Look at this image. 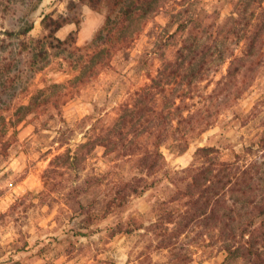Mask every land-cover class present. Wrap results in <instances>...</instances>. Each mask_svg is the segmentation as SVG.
Wrapping results in <instances>:
<instances>
[{"label": "rangeland", "instance_id": "1", "mask_svg": "<svg viewBox=\"0 0 264 264\" xmlns=\"http://www.w3.org/2000/svg\"><path fill=\"white\" fill-rule=\"evenodd\" d=\"M47 12L68 19L56 32L58 38L76 31V44L82 46L104 19L103 12L79 0H0V38L6 28L18 31L27 25L31 28L26 36H43L47 31L41 18ZM233 13L243 19L234 22ZM257 16L256 22L264 21V0H165L156 13L136 25L130 47L115 53L109 66L75 87L73 96L59 107L39 106L28 114L17 125V138L7 153L0 154V264H236L218 230L182 217L189 190L184 186L196 166L208 163L196 152L198 146H215L210 154L223 160L258 159L264 166V146L259 145L264 135V59L253 71V83L229 105L222 95L217 101L205 98L227 72L230 58L223 56L231 49L240 53L246 24ZM181 20L188 25L173 36ZM23 36L10 39L17 44ZM203 41L211 47L196 63L202 64L200 80L189 86L186 79L173 77L166 83L161 73L170 70L169 61H176L179 49L189 50ZM57 52L50 49L52 63L33 78L23 99H14L12 111L17 102L42 93L50 82L71 76L65 63L55 64L62 55ZM160 86L169 88L168 95L160 92ZM184 92L194 96L186 97L193 110L209 107L213 123L200 130L206 120L200 114L185 126V135L177 132L163 140L159 167L149 177L154 185L125 203L123 223L130 220L141 227L132 226L128 233L113 231L108 226L119 220L121 212L107 202L114 196L115 182L135 176L137 167L135 156L106 152L99 134L107 128L116 130L125 112H133L141 100L146 113L150 111L155 134L167 121L152 118V110L171 109ZM172 120L169 127L177 124ZM154 139L144 135L141 140L150 145ZM185 142L183 151L175 145ZM73 155L78 158L69 165L66 160ZM44 173L52 185L45 183ZM87 176L94 180L91 185L71 188L83 185ZM76 199H82L87 210ZM185 222L186 229L172 236L177 223ZM169 236L171 245L162 246Z\"/></svg>", "mask_w": 264, "mask_h": 264}, {"label": "trees", "instance_id": "2", "mask_svg": "<svg viewBox=\"0 0 264 264\" xmlns=\"http://www.w3.org/2000/svg\"><path fill=\"white\" fill-rule=\"evenodd\" d=\"M79 1L89 4L104 14L102 24L86 45L76 44V31H71L64 39L58 38L56 32L68 19L62 15L54 17L51 12L45 13L41 18L43 28L47 31L41 37L26 36L31 25L18 31L10 28L4 30V36L0 38V154L7 153L11 143L17 138V125L34 109L46 105L59 107L63 101L76 93L75 87L88 82L91 76L109 66L115 53L130 47L136 33V25H139L142 19H147L156 13L165 0ZM231 16L234 22H240L243 19L238 18L234 13ZM255 20H258V16L251 18L246 24L243 35L244 46L240 53H235V50L231 49L223 56V59L230 58L227 72L206 95V100L215 99L217 101L222 95L225 98L224 101H228L226 105H229L253 83L255 77L253 71L261 65L264 59V21L261 20L258 23ZM187 25L186 20H181L173 36L181 33ZM21 34L24 36L19 39L17 47L14 40L10 38ZM9 45L11 47L7 50ZM188 47L189 50L179 49L176 61H169L170 70L162 71L161 74H165L166 83L172 82L173 77L186 79L185 83L189 86L194 80H200L202 64L196 66V63L199 58L206 55L211 46L208 41H203L201 44ZM50 49L58 50L57 53L62 54L61 60L53 61L56 65L65 63L71 76L65 81L50 82L42 93L31 94L27 102L23 100L17 102L16 109L12 111L14 99H23L22 97L28 93L33 78L42 68L52 63V60L48 59ZM65 51L69 53L66 54ZM73 54L76 55L74 58ZM158 85H161L160 82ZM160 88L161 93L168 95L167 86H160ZM187 96L194 97L185 92L179 93L177 95L180 97L178 105L167 111L152 110V118L154 115L156 118L162 117L167 121L164 127L155 134L149 123L151 121L150 111L146 113L142 100L134 105L133 112H125L116 130H114L115 127L107 128L105 132L99 134L102 139L99 144L105 146L106 152L111 150L117 151L122 156H135L137 167L135 176L129 179L120 178L113 186L116 188L115 193L107 205L108 207L114 205L112 208L121 212L119 220L108 226L113 231L128 233L134 228L141 227L130 220L126 224L123 223L125 203L130 200L131 196H141L154 185V180H150L149 177L159 167L163 140L177 132L185 135L183 132L185 126L193 123L200 114L206 117L205 125L200 130L206 129L213 123V120L208 117L209 107L205 109L197 107L193 110L192 105L186 102ZM185 110L188 114H184ZM169 113H172L170 116L177 120L174 127L168 126V121H173L170 116L171 120H168ZM144 135H154L156 139L147 145L141 140ZM175 145L183 151L188 143H176ZM259 145L264 146V135L260 138ZM215 149L213 145L197 147L196 152L200 154L199 156L205 157L208 163L202 161L196 166L194 173L184 186L189 190L185 193L188 196L187 208L182 213V217L186 218V221L192 219L202 221L211 230H218L225 251L234 257L236 264L240 262L264 264V166L258 164V159H253L249 163L220 159L215 154H210ZM77 158L78 156L74 158V155L72 158L68 156L66 161L71 165ZM50 178V175L44 173L45 183L52 185ZM93 181L92 177L87 176L82 180L83 185L77 183L71 188H86ZM193 188L195 189L192 190ZM195 191L199 194L196 195ZM75 201L79 207L87 210L82 199ZM163 215L166 214L160 213L158 216ZM173 217L168 218V221L172 222ZM187 225L188 222L177 223L172 236L179 235ZM172 236H169L167 242L163 241L162 246H170Z\"/></svg>", "mask_w": 264, "mask_h": 264}]
</instances>
